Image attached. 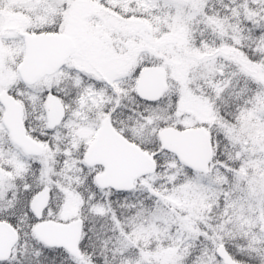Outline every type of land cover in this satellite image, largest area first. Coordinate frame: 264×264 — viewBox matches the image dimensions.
<instances>
[{
  "label": "snow or ice",
  "instance_id": "obj_1",
  "mask_svg": "<svg viewBox=\"0 0 264 264\" xmlns=\"http://www.w3.org/2000/svg\"><path fill=\"white\" fill-rule=\"evenodd\" d=\"M0 264H264V0H0Z\"/></svg>",
  "mask_w": 264,
  "mask_h": 264
}]
</instances>
